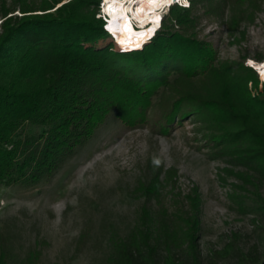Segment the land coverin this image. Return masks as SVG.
<instances>
[{
  "label": "trees",
  "instance_id": "1",
  "mask_svg": "<svg viewBox=\"0 0 264 264\" xmlns=\"http://www.w3.org/2000/svg\"><path fill=\"white\" fill-rule=\"evenodd\" d=\"M60 1L0 3V182L40 183L108 117L133 124L151 104L175 92L176 100H170L172 106L160 118V130L168 132L189 114H212L221 153L264 177V84L260 88L256 75L250 86L245 74L255 73L251 66L217 60L211 47L174 28L188 24L187 16L198 3L213 0L173 4L172 20H165L134 51L114 49L112 43L96 46L100 39L118 37L97 16L102 0H68L56 6ZM236 1L239 11L260 3ZM256 59L263 61L264 55ZM210 74H217V87L208 86L198 97L180 86L193 76ZM182 103L189 108L182 109ZM0 264L10 263L1 256ZM107 264H204L198 220L187 225L183 217L159 222L147 218L113 241ZM226 264H264V253L249 249Z\"/></svg>",
  "mask_w": 264,
  "mask_h": 264
},
{
  "label": "rangeland",
  "instance_id": "2",
  "mask_svg": "<svg viewBox=\"0 0 264 264\" xmlns=\"http://www.w3.org/2000/svg\"><path fill=\"white\" fill-rule=\"evenodd\" d=\"M218 1L198 3L188 24L174 28L211 47L217 60L251 66L255 73L245 78L251 86L257 75L261 88L264 59L256 57L264 55V0L243 11L236 0ZM105 7L101 1L97 16ZM165 20H172L168 8L158 29ZM109 43L119 49L111 35L96 46ZM217 79V74L193 76L180 86L198 97L208 86L217 87ZM176 93L151 104L133 124L111 115L40 183L0 182V257L10 264H107L113 241L147 218L180 217L187 225L198 220L204 264H226L249 249L264 253V177L221 153L212 114H189L168 132L160 130V118Z\"/></svg>",
  "mask_w": 264,
  "mask_h": 264
},
{
  "label": "bare ground",
  "instance_id": "3",
  "mask_svg": "<svg viewBox=\"0 0 264 264\" xmlns=\"http://www.w3.org/2000/svg\"><path fill=\"white\" fill-rule=\"evenodd\" d=\"M179 1L181 2V0H173V2ZM168 5H153L147 0H122V2H118L114 5L117 12L110 14L111 26L119 38L116 35L113 37L122 45H127L128 48L144 44L146 40L154 37L162 18L163 7ZM156 17L159 19L157 20ZM135 22L138 24L137 27H135Z\"/></svg>",
  "mask_w": 264,
  "mask_h": 264
},
{
  "label": "snow or ice",
  "instance_id": "4",
  "mask_svg": "<svg viewBox=\"0 0 264 264\" xmlns=\"http://www.w3.org/2000/svg\"><path fill=\"white\" fill-rule=\"evenodd\" d=\"M118 2H122V0H102V6L106 5L104 8L105 12H108L110 14H114L117 12V9L114 7ZM148 3L156 5V4H171L173 0H147ZM182 3H186L187 0H181ZM158 20L159 17H156ZM111 20L106 18L105 27L109 29V31H112L111 28ZM250 64L254 63L253 61H249Z\"/></svg>",
  "mask_w": 264,
  "mask_h": 264
},
{
  "label": "clouds",
  "instance_id": "5",
  "mask_svg": "<svg viewBox=\"0 0 264 264\" xmlns=\"http://www.w3.org/2000/svg\"><path fill=\"white\" fill-rule=\"evenodd\" d=\"M175 3H178V2H173L172 5L175 4ZM189 3H190V2H189ZM178 4H180V3H178ZM172 5H170V6H169V5H168V6H165V9H166V8L170 9V7H171ZM181 5H182V4H181ZM185 6H187V5H185ZM101 16L103 17V12H102V15H101ZM105 16H106V15H105ZM103 18H104V17H103ZM104 19H105V18H104ZM105 22H106V19H105ZM134 24H137V23H134ZM136 26H138V25H136ZM159 27H160V26H158V28H159ZM105 28H106V27H105ZM158 28H157V29H158ZM154 34H155V33H154ZM112 37H113V36H112ZM113 39H114V41L117 43V41L115 40L114 37H113ZM117 44H118V43H117ZM143 46H144V44H143ZM143 46H142V47H143ZM142 47H140V48H138V49H141ZM119 49H120V47H119ZM138 49H134V50H138ZM120 50H121V49H120ZM134 50H128V51H134ZM121 51H122V50H121Z\"/></svg>",
  "mask_w": 264,
  "mask_h": 264
},
{
  "label": "built area",
  "instance_id": "6",
  "mask_svg": "<svg viewBox=\"0 0 264 264\" xmlns=\"http://www.w3.org/2000/svg\"><path fill=\"white\" fill-rule=\"evenodd\" d=\"M180 2V1H179ZM181 3V2H180ZM103 8V7H102ZM104 10L102 9V12H103ZM103 17L106 19V17H105V13L103 12Z\"/></svg>",
  "mask_w": 264,
  "mask_h": 264
},
{
  "label": "water",
  "instance_id": "7",
  "mask_svg": "<svg viewBox=\"0 0 264 264\" xmlns=\"http://www.w3.org/2000/svg\"><path fill=\"white\" fill-rule=\"evenodd\" d=\"M102 15V14H101ZM252 66H255L254 64H252ZM257 68V67H256ZM259 69V68H258Z\"/></svg>",
  "mask_w": 264,
  "mask_h": 264
}]
</instances>
